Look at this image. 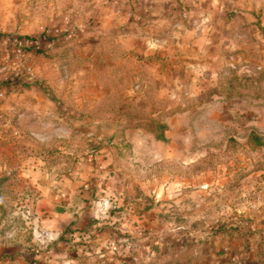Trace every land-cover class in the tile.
Returning <instances> with one entry per match:
<instances>
[{"label":"rangeland","instance_id":"obj_1","mask_svg":"<svg viewBox=\"0 0 264 264\" xmlns=\"http://www.w3.org/2000/svg\"><path fill=\"white\" fill-rule=\"evenodd\" d=\"M226 3L184 5L134 51L109 17L126 6L0 0V33L45 50L0 63L1 254L28 258L54 241L51 203L105 146L116 161L102 174L174 181L163 212L174 222L228 227L239 210L264 206V0ZM153 121L168 125L166 140L135 127ZM102 227L97 241L123 238Z\"/></svg>","mask_w":264,"mask_h":264},{"label":"crops","instance_id":"obj_2","mask_svg":"<svg viewBox=\"0 0 264 264\" xmlns=\"http://www.w3.org/2000/svg\"><path fill=\"white\" fill-rule=\"evenodd\" d=\"M102 1L128 7L118 9L109 17L117 30L123 29L121 40L126 42V48L134 51L146 49V46H139L140 42L146 41L145 34L150 37L149 34L161 23L178 18L184 5H200L204 1H208V6L224 7L227 4V0ZM144 23H149L151 32L144 28ZM155 39L160 37L155 38L154 35L152 40ZM4 110V105L0 103V113ZM164 144L156 141L153 146L159 148ZM143 147L150 145L144 144ZM110 155L111 147L105 146L96 155L90 156L92 161L88 158L92 164L86 171L65 181L64 189L59 194L63 197V203H51L55 204L56 211L54 218L49 219L54 224L47 234L54 241L37 243L38 247L33 249L35 254L28 258L6 256L0 251V264H88L81 256L80 241H62L61 238L66 235L64 232L67 229L77 234L87 229L95 230L99 236L100 226H103L102 229L111 228L113 232L122 230V236L131 241L120 243L122 256H118L110 251V241L99 237L98 241H94L93 253L97 258L99 252L104 253L107 259L98 264H117L118 259L124 264H137L139 260L146 264H264V206L252 204L243 212L239 210L234 217L227 218L233 219L234 224L224 226V231L219 233H213L214 224L210 222H200L198 226L195 221L191 226L181 219L174 222L163 213L169 210L168 193L174 181L170 184V181L166 182L164 178L151 173L145 174L142 179L120 178L118 173L104 175V170L100 174L97 169L100 164L107 167L116 161ZM86 186H90L91 191H86ZM138 188L142 191L137 192ZM149 196L154 198L150 206L146 205L145 200ZM105 197L117 200L120 210L102 219L97 208ZM222 211L225 213L224 208Z\"/></svg>","mask_w":264,"mask_h":264},{"label":"built area","instance_id":"obj_3","mask_svg":"<svg viewBox=\"0 0 264 264\" xmlns=\"http://www.w3.org/2000/svg\"><path fill=\"white\" fill-rule=\"evenodd\" d=\"M186 16V14L184 15ZM1 40V38H0ZM9 42H13L11 39L7 38L6 39ZM24 43L23 41H19L17 42V44H15L12 47L11 50V55L6 54L5 56H2V61H0V63L2 64V66L5 67H10L11 63L13 62L14 59H22L23 56H25V51H24ZM18 75V73H16ZM4 92L2 91V89L0 90V96H3ZM90 161H92V157L89 158ZM99 169H104V166L102 164H100L98 166ZM86 191H91L90 186H86L85 187ZM98 212L99 215L102 219H106L108 216H110L112 213H117L120 210V206L117 203V200L110 199L108 197H105L103 199L100 200V204L98 205ZM93 230H85L82 231L80 233H75L73 230L71 232L68 233V238L70 239V241H77L80 240V243L82 244L81 246V256L85 257V259L88 261V264H98L99 261L107 259V256L104 253H100L99 252V256L98 258L96 257V255L93 253V247H94V241H97L95 235L93 234ZM131 239H129L128 237H123L120 238L118 240H110L109 242V249L112 253L117 254L118 256H122V251H121V244L123 242H130ZM130 247V246H129ZM117 264H124V261H122L121 259H118V263ZM137 264H146L145 261L143 260H139L137 261Z\"/></svg>","mask_w":264,"mask_h":264},{"label":"trees","instance_id":"obj_4","mask_svg":"<svg viewBox=\"0 0 264 264\" xmlns=\"http://www.w3.org/2000/svg\"><path fill=\"white\" fill-rule=\"evenodd\" d=\"M0 57L5 56L6 54H9L12 50V47L17 44L19 41H23L24 43V51L26 55H28L31 51H37L43 53L45 50L44 48L40 47V45L36 44V41L38 40L35 37H31L28 35H19L14 33H0ZM9 38L13 42H9L6 39ZM154 116V114H152ZM149 128L151 131H153L156 134V138L158 140H166L165 131L168 129V125L166 123L162 122H151L147 125L140 123L136 125L135 127H146ZM224 226H220L218 228H213V233H219L224 231Z\"/></svg>","mask_w":264,"mask_h":264}]
</instances>
